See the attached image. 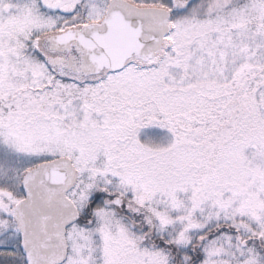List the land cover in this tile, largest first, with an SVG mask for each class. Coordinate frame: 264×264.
I'll use <instances>...</instances> for the list:
<instances>
[{
	"label": "snow or ice",
	"instance_id": "snow-or-ice-1",
	"mask_svg": "<svg viewBox=\"0 0 264 264\" xmlns=\"http://www.w3.org/2000/svg\"><path fill=\"white\" fill-rule=\"evenodd\" d=\"M0 264H264V0H0Z\"/></svg>",
	"mask_w": 264,
	"mask_h": 264
}]
</instances>
